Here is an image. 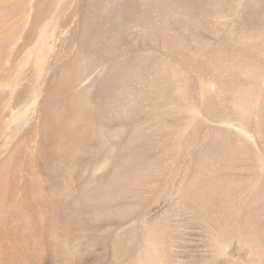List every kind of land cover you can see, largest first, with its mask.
<instances>
[{
    "label": "rangeland",
    "instance_id": "obj_1",
    "mask_svg": "<svg viewBox=\"0 0 264 264\" xmlns=\"http://www.w3.org/2000/svg\"><path fill=\"white\" fill-rule=\"evenodd\" d=\"M0 264H264V0H0Z\"/></svg>",
    "mask_w": 264,
    "mask_h": 264
},
{
    "label": "bare ground",
    "instance_id": "obj_2",
    "mask_svg": "<svg viewBox=\"0 0 264 264\" xmlns=\"http://www.w3.org/2000/svg\"><path fill=\"white\" fill-rule=\"evenodd\" d=\"M239 129H240V127H239ZM161 247V246H160ZM161 251V250H160ZM160 253H162V252H160ZM161 257V256H160Z\"/></svg>",
    "mask_w": 264,
    "mask_h": 264
}]
</instances>
